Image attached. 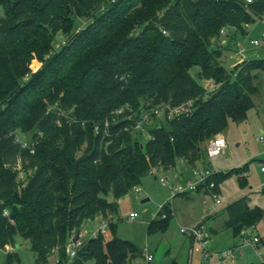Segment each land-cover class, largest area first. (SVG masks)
<instances>
[{"label": "trees", "instance_id": "1", "mask_svg": "<svg viewBox=\"0 0 264 264\" xmlns=\"http://www.w3.org/2000/svg\"><path fill=\"white\" fill-rule=\"evenodd\" d=\"M0 5V248L15 246L20 235L39 259L55 252L58 264L67 262V243L82 234L87 220L115 214L119 199L151 170H169L178 158L194 165L205 141L229 120H245L255 106L264 59L243 60L230 72L214 45L226 27L246 33L248 24L264 17V0ZM58 33L66 39L56 47ZM194 65L201 67L200 79L190 72ZM203 79L218 88L207 95ZM183 104L190 111L167 119L168 126L153 124L145 143L133 139L145 114L155 119L156 110ZM19 132H31V141L22 143ZM225 175L213 173L206 183L214 181L218 192ZM204 187L196 191L210 192ZM224 209V224L235 234L255 226L264 213L246 195ZM171 212L170 202L164 203L148 234L164 231ZM141 255L133 241L99 234L70 264H85L89 256L98 263L132 264ZM19 259L8 251L6 264Z\"/></svg>", "mask_w": 264, "mask_h": 264}, {"label": "rangeland", "instance_id": "2", "mask_svg": "<svg viewBox=\"0 0 264 264\" xmlns=\"http://www.w3.org/2000/svg\"><path fill=\"white\" fill-rule=\"evenodd\" d=\"M4 15V8L0 5V16ZM247 32L235 27H226L215 47L221 48V59L225 68L232 72L236 65L243 60L252 58L264 59V17L256 19L246 27ZM80 30L77 29V31ZM65 36L58 33L55 46L59 47L64 42ZM254 40L260 41L255 44ZM40 66L35 62L34 69ZM201 67H191V74L199 78ZM260 71V70H259ZM257 82L260 81V91L253 95L255 106L248 110L245 120L236 122L229 120L227 127L222 132L227 141L224 152L208 157L207 146L210 140L203 143L202 157L198 160V168L209 167L214 173L223 172L226 175L219 182V197L221 202L216 203L210 192L204 190L191 191L189 196L178 194L173 196L171 185H186L192 174L188 171L190 166L182 159L176 160L175 166L169 170H151L145 174L142 181L133 187L125 196L119 199L118 211L106 217L90 218L86 221L82 232V239L89 240L96 230L106 221L108 223V235L106 239L116 235L123 239H129L138 245L142 252L146 249L153 254L151 264H170L177 260L182 264L189 263V249L191 239L181 231V227L200 225L203 233L208 238L207 247L210 250L208 259L203 252H195L191 264H263L264 255V213L255 226L244 229L235 234L232 228L226 227L224 222L228 218V212L224 208L234 200L247 196L251 206L258 205L264 208V148L258 139L264 130V71H260ZM207 95L216 85L213 80H201ZM208 82L214 84L209 86ZM208 84V86H206ZM119 112V111H118ZM174 111H167L166 107L159 109L156 118L144 116L145 130L135 127L132 132L134 140L145 143L150 137V128L153 124L163 122L169 125L167 119L173 117ZM18 137L22 143L30 142L31 132H19ZM241 169L238 172V169ZM166 177L168 184L161 181ZM140 189V190H139ZM110 200L114 197L108 195ZM144 198H148L143 200ZM170 202L172 215L168 219V226L164 231L148 234V226L156 218L161 206ZM215 207H212V206ZM131 212H137V216L130 217ZM159 216H157L158 218ZM110 223L115 224V230ZM260 241L254 243V237ZM252 242V243H251ZM233 249L235 257H220L217 252ZM8 251H15L19 260L13 264H58V257L51 252L44 259H39L37 253L31 248L30 242L22 236H17L15 246L10 249L0 248V264H6ZM143 262V256L135 259L132 264ZM85 264H111L98 263L94 256H89Z\"/></svg>", "mask_w": 264, "mask_h": 264}, {"label": "built area", "instance_id": "3", "mask_svg": "<svg viewBox=\"0 0 264 264\" xmlns=\"http://www.w3.org/2000/svg\"><path fill=\"white\" fill-rule=\"evenodd\" d=\"M255 0H246V3H251ZM224 32V29H223ZM260 41L258 40H254V43L257 44ZM209 86L214 87V84L211 82H208ZM208 84H206V86H208ZM191 102H188V106L191 105ZM186 104H183L181 106L178 107H174L171 108L169 106L168 110L174 111L176 114L177 113H181L183 111H190V107H188ZM167 109V108H166ZM119 112L122 111V109L118 110ZM159 111L156 110V114ZM144 116L149 118V114H145ZM143 116V118H145ZM143 118L138 121V123L136 124V128L138 129H144V125H143ZM151 137V135H150ZM258 139L262 142L263 148H264V130H262L261 134L259 135ZM227 148V141L226 138L223 134H217L216 136H214L206 150H207V154L208 157L212 158L215 155H218L222 152H224ZM262 170H264V166H262ZM214 172L212 170H210L209 167H204V168H198L195 167L193 169L192 172V176L189 179L188 184L186 185H179V186H173L171 185V189L173 192V196H176L180 193L183 192H191V191H195L199 185L203 184L206 188H209L211 195L215 198V201L217 204H219L221 202V199L219 197V194L215 191H213V187L215 186V182L211 181L210 183H206L208 178L213 174ZM161 181L163 182V184L167 185L168 184V180L166 177L162 176ZM204 187V188H205ZM140 190V189H139ZM215 207V206H213ZM5 214H8V211L5 210ZM137 216V212H131L130 213V217L134 218ZM167 213L164 212L162 214V217H166ZM105 219V218H104ZM108 227V223L105 221L97 230L96 232L93 234L92 237H97L99 234H103L104 236L108 235L109 232L107 230ZM181 231L183 233H185L190 239H191V247H190V258H189V263L191 264L193 255L195 252H203L204 254V258L208 259V257L210 256V250L207 247V242H208V238L206 237V235L203 233L202 231V227L199 225L196 226H192V227H181ZM74 237V236H73ZM73 237L69 240V242L67 243V256H68V261L64 262L63 264H70L74 258L78 255L79 250L84 246V244L86 243L85 240L82 239V235L80 234L79 238L74 241ZM260 241V238L258 236L254 237V243H258ZM252 243V242H251ZM10 245H6V249H10ZM12 248V247H11ZM217 254L220 257H235V253L233 249H228V250H224V251H220L217 252ZM143 255V262H139V263H135V264H151L152 260L154 259L153 254H151L147 249L142 252Z\"/></svg>", "mask_w": 264, "mask_h": 264}, {"label": "crops", "instance_id": "4", "mask_svg": "<svg viewBox=\"0 0 264 264\" xmlns=\"http://www.w3.org/2000/svg\"><path fill=\"white\" fill-rule=\"evenodd\" d=\"M219 134H222V132L221 133H219ZM191 168H190V170L188 171L190 174H192V172H193V169L195 168V167H197L198 166V164H197V162L194 164V165H192V164H189L185 159H183ZM207 167V166H206ZM219 191H220V189H219ZM219 191L217 192L218 194H219ZM170 206H171V204H170ZM214 206V205H213ZM212 206V207H213ZM172 208V207H171ZM156 218H157V216H156ZM143 255H141L140 257H139V259L142 257ZM189 258H190V249H189Z\"/></svg>", "mask_w": 264, "mask_h": 264}, {"label": "water", "instance_id": "5", "mask_svg": "<svg viewBox=\"0 0 264 264\" xmlns=\"http://www.w3.org/2000/svg\"><path fill=\"white\" fill-rule=\"evenodd\" d=\"M146 199H148V198H144L143 200H146ZM79 236H80V234L75 235V236L73 237V240L76 241V240L79 238Z\"/></svg>", "mask_w": 264, "mask_h": 264}]
</instances>
